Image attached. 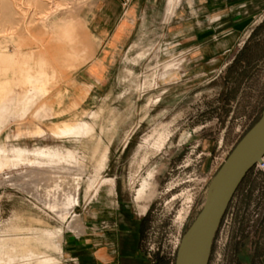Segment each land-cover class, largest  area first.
Instances as JSON below:
<instances>
[{"label": "rangeland", "instance_id": "1", "mask_svg": "<svg viewBox=\"0 0 264 264\" xmlns=\"http://www.w3.org/2000/svg\"><path fill=\"white\" fill-rule=\"evenodd\" d=\"M119 4L0 0V238L13 226L54 230L55 264H80L79 254L93 264L119 243L130 253L136 238L149 264L175 263L212 179L264 113L260 15L238 57L240 47L210 63L169 36L184 29L185 0L170 20L160 0L107 56L105 15ZM64 123L96 137L55 135ZM209 264H264V169L236 192Z\"/></svg>", "mask_w": 264, "mask_h": 264}, {"label": "crops", "instance_id": "2", "mask_svg": "<svg viewBox=\"0 0 264 264\" xmlns=\"http://www.w3.org/2000/svg\"><path fill=\"white\" fill-rule=\"evenodd\" d=\"M167 4L165 16L170 20L176 12L170 7L171 0H165ZM116 11L107 12L105 15V26L107 36V56L118 52L123 45L127 44L132 37L137 23L139 21V14L144 13L145 8L149 5L156 6L160 4V0H132L125 4L119 1ZM170 7V8H169ZM108 9L106 8L105 11ZM264 0H185V10L183 13L184 29L182 31L169 30V36L174 39L180 37L184 49H191L190 52L198 51L200 60L206 62H214L220 56H227L233 53L237 47L239 50L235 52L238 57L245 41V33L254 26L252 21L257 19L260 15L259 24H263L264 16ZM113 20V24L108 26V22ZM256 25V26H260ZM262 26V25H261ZM110 27V28H108ZM252 31L248 32V35ZM199 43L198 48H194L192 44ZM144 51V50H143ZM237 58H233L232 62ZM230 62V64H232ZM35 93H30L25 96L20 103V109L29 111L35 104ZM2 107L0 110L2 111ZM58 129V128H57ZM57 131V130H56ZM129 239L132 237H128ZM133 242V243H132ZM130 253L122 252V245L119 243L118 251L113 252V255L107 259L104 254V249L97 251L91 256L94 258L93 264H149L144 255L140 252L139 241H131ZM90 255H87L89 257ZM81 259L80 264H85L86 259L84 255L79 254ZM86 261V260H85Z\"/></svg>", "mask_w": 264, "mask_h": 264}, {"label": "water", "instance_id": "3", "mask_svg": "<svg viewBox=\"0 0 264 264\" xmlns=\"http://www.w3.org/2000/svg\"><path fill=\"white\" fill-rule=\"evenodd\" d=\"M264 159V113L211 181L205 203L177 250L175 264H209L215 238L239 187Z\"/></svg>", "mask_w": 264, "mask_h": 264}, {"label": "bare ground", "instance_id": "4", "mask_svg": "<svg viewBox=\"0 0 264 264\" xmlns=\"http://www.w3.org/2000/svg\"><path fill=\"white\" fill-rule=\"evenodd\" d=\"M55 135H79L86 139L96 137L92 127L86 126L85 124L73 125L71 123H64L61 125L58 128V131L55 132ZM0 152L3 153L2 150ZM107 154L108 149H106L99 157L100 160L96 163L97 172L103 170V165L107 162ZM72 199H70V208L71 206H76L79 203L78 197H75L73 200ZM67 200H69V198ZM4 233L7 234V236L2 239L0 238V264H32L34 262H36V264H55V260L52 258L51 254L59 252L60 248L55 244L53 236L54 230L25 229L13 226V228H10L7 233Z\"/></svg>", "mask_w": 264, "mask_h": 264}, {"label": "built area", "instance_id": "5", "mask_svg": "<svg viewBox=\"0 0 264 264\" xmlns=\"http://www.w3.org/2000/svg\"><path fill=\"white\" fill-rule=\"evenodd\" d=\"M256 167H260V168H262V169H264V159H263V161L261 162V163H259V164H257V166ZM181 242V241H180ZM180 242H179V244L177 245V250H178V247H179V245H180ZM175 248V249H176ZM176 254H177V252L175 251L174 252V255H173V258H174V260L176 259ZM173 264H175L174 262H173Z\"/></svg>", "mask_w": 264, "mask_h": 264}]
</instances>
